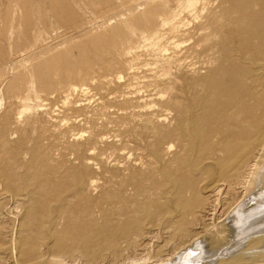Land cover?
I'll return each mask as SVG.
<instances>
[{"label":"rangeland","instance_id":"obj_1","mask_svg":"<svg viewBox=\"0 0 264 264\" xmlns=\"http://www.w3.org/2000/svg\"><path fill=\"white\" fill-rule=\"evenodd\" d=\"M263 35L264 0H0V247L8 248L0 252V264H13L10 248L18 241L10 239L19 219L28 232L23 250L31 251L25 258L48 250L38 246L47 236L34 230L59 190L66 195L77 184L99 185L70 199L59 224L83 225L75 239L47 240L55 250L100 230L102 215L94 217L95 228H85V212L91 201L111 193V184H145L137 197L148 204L147 185L161 180L150 168L156 150L177 183L198 184L205 166L187 172L176 171L175 164L186 155L198 164L203 153L185 149L188 138L179 139L168 121L185 98L196 106L203 99L221 103L235 89L247 95L251 84L234 69L242 66V53H261L258 74L264 75ZM212 128L198 138L207 140ZM167 143L173 145L170 152L163 150ZM204 169L208 179L213 171ZM24 192L30 193L28 203L14 210ZM156 208V214L167 209L160 202ZM135 215L118 247L131 241L138 248L150 235L146 242L154 250L161 247L156 253L185 245L197 253L194 243H182V230L144 234L153 215ZM98 242L88 246L97 251Z\"/></svg>","mask_w":264,"mask_h":264},{"label":"bare ground","instance_id":"obj_2","mask_svg":"<svg viewBox=\"0 0 264 264\" xmlns=\"http://www.w3.org/2000/svg\"><path fill=\"white\" fill-rule=\"evenodd\" d=\"M242 54V58L237 54L238 58L240 57L239 61L242 60V66L238 65L234 71L239 80L250 82V90L242 88L246 91L242 93H247L248 90L250 91L249 95L241 93L240 95L239 91L233 90L237 87L236 85V87L233 86V89L231 88L233 92L228 91L229 94L224 95L221 103L211 102L208 104L203 99L194 106L185 98V103L175 108L174 116L168 121L172 125V131L178 134L179 139L188 138L189 141H185L187 143H185V149L203 153V155L200 154L202 159L198 164H190L192 160L187 155L186 157L180 156L182 160L180 162L179 159L178 164H175L176 171L185 168L188 172L193 167L200 169L205 166L206 170L213 171L208 179L203 168L198 184L193 182V184L177 183L166 164L161 162L162 158L159 157L161 150H156L152 154L153 160L150 163V168H153L151 171H155L161 180L147 185V192L151 195L148 204H144V201L141 203L137 197L145 184H111L113 186L111 193L104 192L97 203L95 200L91 201L92 208L88 209L87 206L86 212L85 209L80 211L85 212L86 214H82L88 218L87 220L85 217L88 221L85 228H95L97 216L102 215L103 218L97 226L100 230L93 236H84L81 242L77 241L73 246L56 247L55 250L53 243L49 245L47 240L53 238L58 240L59 237L75 239V232L80 231V226L83 225L72 222L66 226L62 223L59 224L62 217L66 218L67 216H64V211L69 210L70 199L75 198V194L83 188L90 190L89 193L97 191L99 185L73 184V189L67 190L69 193L67 192L66 195L59 190L55 194L54 200H51L45 206L46 209H43L42 216L45 220L41 224L42 226L39 224L34 230L36 235L44 233V236H47L46 239L44 238V242L38 246L48 250L45 253H40L36 259H26L25 256L31 254V251L23 250L26 241L21 239L28 232L24 228V221L16 219L17 224L14 225L16 229L12 232L13 234L9 233L12 235V237L10 236L12 243L18 241L10 248L13 264H264V155L260 156L262 152L264 153V140H262L264 138V75L258 74L261 72L259 71L261 68L259 62L262 64V61H259L261 58L258 57L261 56V53H252L256 56L250 53L251 57L248 53ZM263 69L262 71H264ZM247 84L249 83L247 82ZM176 98L178 96L174 95L171 99ZM207 128L215 129L214 133L212 131L213 135L210 136L209 133L207 140L198 138L200 137L199 133ZM212 143L215 149H210ZM172 146L171 143H167L163 150L169 151ZM178 149L180 148L178 147L177 151H179ZM190 175L192 176V174ZM189 177L187 179H192ZM18 180L15 183H18ZM19 182L22 181L19 180ZM33 191L32 189L30 193ZM28 192L18 195L19 201H16V205L14 204V210H20L21 206L28 203L27 200L30 199ZM125 194L128 196L127 199L123 197ZM158 202L165 204L167 209L156 214ZM91 203L89 204L91 205ZM123 203H126V206ZM93 208L94 210H92ZM140 213H145V217L148 215L150 218L152 216L149 215L156 214L152 217L154 219L151 218V222L142 227L145 230L144 234L155 231L154 235H158L161 230L167 233H176L182 230L181 236L184 238L182 243H189V245L194 243L197 246L194 247L198 249L197 253L192 249L188 250L187 245L180 248L184 244H181L180 249L176 248L171 251L166 249L164 253L162 251L160 254L156 253L161 247L160 245L156 246L158 249L154 250L152 242H146V240H150V235L143 236L141 242L138 243V248L131 241H126V245L119 244L118 247V240L129 236L130 218L135 219V214ZM24 217L25 215L22 216V218ZM145 217H140V219ZM188 218H193V222L189 223ZM81 219L79 222H82ZM61 224L64 226L60 229ZM207 235L210 236L208 240L205 238ZM97 240H99L98 246L101 248L96 251L93 249L94 246L89 247L88 245ZM28 244L26 246H30ZM7 250V247H0L1 253H8ZM134 251L140 252L136 254L133 253ZM152 251L154 254L150 253Z\"/></svg>","mask_w":264,"mask_h":264}]
</instances>
